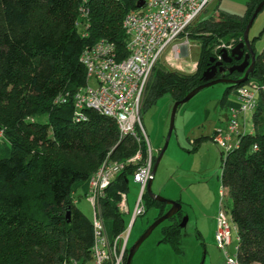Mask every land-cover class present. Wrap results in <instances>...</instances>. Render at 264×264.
<instances>
[{"label":"trees","instance_id":"16d2710c","mask_svg":"<svg viewBox=\"0 0 264 264\" xmlns=\"http://www.w3.org/2000/svg\"><path fill=\"white\" fill-rule=\"evenodd\" d=\"M139 1L0 0V264H90L92 221L77 207L73 187L85 183L111 149L112 159L123 160L135 152L136 144L119 140L114 120L93 109L83 110L85 119H75L72 97L85 84L79 56L86 45L101 39L114 42L125 56L122 18ZM261 1L246 0L241 16L219 12L201 19L188 32L199 43L195 70L156 66L145 87L144 105L155 104L167 92L173 102L181 100L203 83L202 73L213 65L212 58L218 60L219 46L242 40ZM82 9L89 24L85 36L77 24ZM254 38L255 62L248 79L226 84L220 102L229 90L250 82L258 86L252 131L240 134L237 147L226 152L221 166L241 264H264V54L256 52ZM240 62L233 58L223 63L226 70L216 77L241 78L243 73L227 70ZM205 138L214 141V131L194 139L193 150ZM145 147L143 143L144 155ZM137 166L125 167L100 201L102 218L111 221V234L125 229L116 205L120 193L128 192V177ZM142 197L144 213L156 210L153 220L169 207L146 191ZM181 217L179 211L160 223V242L175 251H179Z\"/></svg>","mask_w":264,"mask_h":264},{"label":"built area","instance_id":"2783aa9c","mask_svg":"<svg viewBox=\"0 0 264 264\" xmlns=\"http://www.w3.org/2000/svg\"><path fill=\"white\" fill-rule=\"evenodd\" d=\"M212 1L144 0L140 8L127 11L122 18V28L127 37L125 56H121L114 42L105 39L86 45L80 53L79 61L85 69V84L78 88L72 97L75 119H85L83 110L93 109L114 120L119 140L130 139L136 144L135 152L123 160L112 159L111 149L97 170L85 182V196L93 209L90 264L126 262L129 229L125 228L120 233L108 235L105 220L100 212V201L106 197L107 187L125 167L138 164L132 176L139 185V192L134 202L131 220L145 212L142 196L153 167V152L141 124V97L163 51L177 39H182L181 43L172 46L167 61L170 67L183 70L180 65H174L173 61L187 54L188 29L201 17ZM85 14L86 11L82 9L77 20V24L83 27V36L89 25L84 18ZM219 47L230 50L233 46L230 43L221 44ZM217 57L221 58L220 55ZM91 80L94 81L93 86L88 85ZM257 91L258 86L253 82L234 90L239 105L230 112L226 126L214 130V141L226 152L237 147L240 134L245 132L242 127L246 123V113L252 114L255 110ZM239 119L242 120L241 123ZM143 143L146 146V155L143 153ZM221 194L223 195V192ZM116 207L120 214L129 212L125 193H120ZM234 229L229 215L225 209L220 208L216 215L214 238L217 247L222 250L225 264H241L236 254L238 237L233 245L234 252L229 251Z\"/></svg>","mask_w":264,"mask_h":264},{"label":"rangeland","instance_id":"374dc122","mask_svg":"<svg viewBox=\"0 0 264 264\" xmlns=\"http://www.w3.org/2000/svg\"><path fill=\"white\" fill-rule=\"evenodd\" d=\"M217 3V7H214L215 3L209 5L207 16L210 15L213 7V12H216L213 14L214 17L219 12L239 16L245 13L246 0H218ZM201 19H204L203 16L189 27L188 32L197 26ZM248 38L250 41L254 38L256 52L264 54V7L255 17L249 29ZM180 40L182 39H177L163 51L157 67L175 69L169 66L167 60L170 58L172 46L181 43ZM188 41L187 54L173 61L174 65H180L182 72L186 73L194 69L199 57L198 40L188 38ZM88 85L93 86L94 81H89ZM225 88L226 84L221 82L203 88L187 102L177 107L167 147L159 160L151 184L153 193L180 203L181 219L186 220L185 225L181 227L179 252L175 253L168 243H160L162 236L160 224L135 251L131 263L138 259L143 250L152 252L150 255H154L159 264H222L224 262L223 253L216 245L214 233L219 209H225L229 215L230 200L226 195L221 194L225 192L221 184V166L226 151L209 138L201 139L199 145L193 150V140L202 136H211L215 129H223V118L226 111L218 102ZM229 91L228 98L232 99L233 91ZM143 95L140 102L141 124L153 155L157 156L167 138L174 102L171 94L167 92L160 96L155 104L144 105ZM205 109L209 110L207 116ZM239 120L241 123L242 120ZM242 128L245 132L252 129L251 113H246V123ZM138 192L139 185L130 175L126 193L129 212L122 214L125 228L129 229L128 247L138 239L156 214V210L152 207L146 213L131 220ZM74 197L77 200V207L92 219V206L82 194L81 187L77 188ZM231 237L234 243L235 231H232ZM231 248L232 246L230 250Z\"/></svg>","mask_w":264,"mask_h":264},{"label":"water","instance_id":"95a60500","mask_svg":"<svg viewBox=\"0 0 264 264\" xmlns=\"http://www.w3.org/2000/svg\"><path fill=\"white\" fill-rule=\"evenodd\" d=\"M144 3V0H141L137 3V8H140ZM264 7V0L259 2L257 7L255 8L254 12L252 13L248 23L246 24V27L243 32L242 40L234 45L230 50H227L226 48L220 49V59L217 61L214 60V58L211 59L213 62V65L208 67L203 73H202V80L203 83L196 86L194 89L189 91L181 100L175 101L172 106L171 115H170V126L169 131L167 134L166 141L164 143V146L160 150L159 154L156 157L155 162L153 163V167L151 170L150 178L148 180L147 186H146V192L147 194L154 200L163 202L167 204L169 207L168 209L158 218L153 220L146 229L141 233V235L138 237V239L128 248L127 256H126V262L125 264H131L132 258L134 256V253L136 249L141 245V243L151 234V232L163 221L169 219L170 217L176 215L180 209V203L178 201L169 200L161 197L160 195H157L152 192L151 189V183L153 176L155 174L157 165L159 163V160L161 159L162 154L164 153L168 140L171 134V130L174 124V116L177 107L180 104H183L187 102L189 99H191L199 90L209 87L211 85H214L216 83H225V84H237V83H243L248 79V74L252 71L254 67L255 62V52L253 48L251 47V41L248 38V32L249 29L259 13L261 9ZM235 59L237 61L241 60L240 63L234 64L228 67L229 72L237 71L239 73H243V76L239 79H230L225 78L223 76L216 77L217 73L224 72L226 69L223 67V63H230L232 59ZM68 216V214H67ZM185 218L181 219V222L179 223L180 227H183L185 225Z\"/></svg>","mask_w":264,"mask_h":264},{"label":"crops","instance_id":"0c3cea01","mask_svg":"<svg viewBox=\"0 0 264 264\" xmlns=\"http://www.w3.org/2000/svg\"><path fill=\"white\" fill-rule=\"evenodd\" d=\"M217 2H218V0H213L210 4L215 3L214 7H217V5H218ZM210 4H209V5H210ZM209 5H208V7H209ZM208 7L205 9L204 13L201 15V16H203V18H204V17L211 16V15H213L214 13H216L215 11L213 12V9H214V7H213V9H212L210 15L207 16V15H206V12H207ZM195 67H196V64H195V66H194V69L191 70L190 72H193V71L195 70ZM176 69L179 70V68H176ZM181 71H183V70H181ZM228 96H229V94L226 95V97H225V101H224L223 104L220 103V102H221V99H220L219 102H218L222 107H224V109H225V111H226V112H225V115H224V118H223V123H224L223 128L226 126V122H227V119H228V117H229V115H230V112H231L233 109H236V108L238 107V105H239L238 100H237V97H236L234 91H233V98H232V99L228 98ZM204 111H205V114H206V116H207V115L209 114V110H208V109H205ZM213 131H214V130H213ZM153 178H154V176H153ZM152 181H153V179H152ZM151 184H152V183H151ZM78 187H81V189H82V194L85 195V192H86V183H84V182H77V183L74 185V187H73V189H74V195H75L76 190H77ZM126 198H127V194H126ZM155 215H156V214H155ZM153 218H154V217H153ZM152 221H153V219H152ZM107 224H108V225H107ZM145 229H146V228H145ZM105 230H106V232H107L108 235L111 234V221H110V220H105ZM160 243H161V242H160ZM164 243H165V242H164ZM137 249H138V248H137ZM137 249H136V251H137ZM174 252L176 253V252H179V251H175V250H174ZM150 254H152V252L149 253L148 250H143V251L140 253L138 259H137L136 261H133V263H131V264H159V263L157 262L158 260H156V257H155L154 255L151 256ZM222 264H225V262H223Z\"/></svg>","mask_w":264,"mask_h":264}]
</instances>
